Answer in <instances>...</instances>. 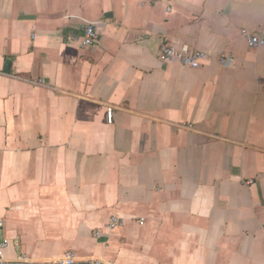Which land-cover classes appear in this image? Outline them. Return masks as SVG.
I'll use <instances>...</instances> for the list:
<instances>
[{
    "label": "crops",
    "instance_id": "0c3cea01",
    "mask_svg": "<svg viewBox=\"0 0 264 264\" xmlns=\"http://www.w3.org/2000/svg\"><path fill=\"white\" fill-rule=\"evenodd\" d=\"M263 25L264 0H0L4 258L264 264Z\"/></svg>",
    "mask_w": 264,
    "mask_h": 264
},
{
    "label": "built area",
    "instance_id": "2783aa9c",
    "mask_svg": "<svg viewBox=\"0 0 264 264\" xmlns=\"http://www.w3.org/2000/svg\"><path fill=\"white\" fill-rule=\"evenodd\" d=\"M158 1V0H155ZM174 1V0H169ZM242 37L245 39L247 46L249 49L258 50L264 49V25L261 29L256 33H251L247 29L242 30ZM75 40L81 43L83 48H90L93 47L98 42V33L96 31L95 26L88 25L84 29V34L82 37H73ZM159 57L162 62L168 63L171 61H178L183 66L198 69L203 66V61L207 59V55L201 51H189L187 49L177 50L175 47L163 44L160 52ZM35 83L41 84L43 81L37 80ZM113 108L108 109V121L113 123ZM120 222L117 219H113L111 223V228L115 227ZM6 247V243H2L0 245V264H30L27 262L25 257L20 258L18 261H8L3 256V250ZM57 264H78L77 257L73 252H68L61 258ZM85 264H105L98 260H90L87 261Z\"/></svg>",
    "mask_w": 264,
    "mask_h": 264
}]
</instances>
